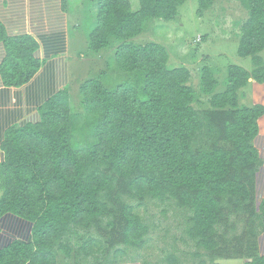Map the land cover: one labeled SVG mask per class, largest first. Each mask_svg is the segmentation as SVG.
Segmentation results:
<instances>
[{"label":"trees","instance_id":"obj_1","mask_svg":"<svg viewBox=\"0 0 264 264\" xmlns=\"http://www.w3.org/2000/svg\"><path fill=\"white\" fill-rule=\"evenodd\" d=\"M137 1L132 12L128 0H88L96 10L88 50L98 55L111 49L116 74L130 78L114 90L99 79L85 81L82 113L71 111L66 85L32 119L4 132L0 264H59L57 252L72 251L68 237L90 228L100 231L99 238L87 236L76 254L93 257L94 264H117L124 253L119 247L141 249L148 234L121 198L174 200L189 212L186 235L211 259L264 264L256 241L264 229V197L254 206L262 166L254 140L264 105L238 101L250 81L264 84V0H236L247 12L236 53L249 58L252 69L229 65L216 92L219 82L203 67L205 110L194 107L189 71L169 68L162 45L132 41L151 21H173L187 0ZM214 1L196 0V15ZM37 50L33 37L9 36L0 22V83H28L41 66ZM102 219L108 220L104 226Z\"/></svg>","mask_w":264,"mask_h":264},{"label":"rangeland","instance_id":"obj_2","mask_svg":"<svg viewBox=\"0 0 264 264\" xmlns=\"http://www.w3.org/2000/svg\"><path fill=\"white\" fill-rule=\"evenodd\" d=\"M90 1V0H89ZM132 12L138 10L137 0H128ZM29 2V1H27ZM69 81V106L73 113H82L80 104L81 85L89 79H99L108 89L130 78L127 74H116L112 61L111 49L98 55L88 50L87 36L95 21L96 10L88 0H66ZM196 0H187L178 9L177 16L171 22L154 20L148 24L145 32L133 39L134 43L145 44L153 42L162 45L168 53V67H184L190 73L189 85L195 92L194 107L197 110L208 108V96L200 90V74L203 67H208L219 82L216 92L221 91L229 65H237L247 71L252 69L249 58H240L237 45L240 37V27L247 18V12L236 0H215L214 5L202 16L196 15ZM264 59V50L259 54ZM105 65V66H104ZM116 74V75H115ZM105 80H104V79ZM239 105L250 107L256 104L264 105V84L252 81L239 92ZM259 136L255 147L260 151L262 166L255 175L254 206L257 209L264 197V115L258 121ZM1 194V192H0ZM133 207L148 228L145 244L141 249L119 247L124 253L118 256L117 264H174L169 257L175 259V264H242L246 259H211V254L204 249H198L194 241L187 235L188 210L179 207L174 200H152L121 198ZM107 219H102L104 226ZM241 225H237L235 233H240ZM77 235L69 236L71 252L66 256L57 252L59 264H94L93 257L84 258L76 254V245H80L87 236L97 237L94 228L83 231L76 229ZM257 253L264 255V229L256 235ZM99 255L97 256V258Z\"/></svg>","mask_w":264,"mask_h":264},{"label":"crops","instance_id":"obj_3","mask_svg":"<svg viewBox=\"0 0 264 264\" xmlns=\"http://www.w3.org/2000/svg\"><path fill=\"white\" fill-rule=\"evenodd\" d=\"M67 16L61 0H0V22L7 35L33 37L38 44L35 54L41 61L28 83L20 87L0 83V144L7 129L32 119L42 104L68 84ZM259 155L261 158L260 151ZM2 162L0 149V165Z\"/></svg>","mask_w":264,"mask_h":264}]
</instances>
